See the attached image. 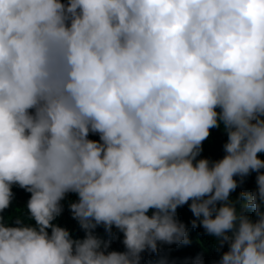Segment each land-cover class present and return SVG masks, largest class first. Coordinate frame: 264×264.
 Segmentation results:
<instances>
[{"label": "clouds", "instance_id": "9594fccd", "mask_svg": "<svg viewBox=\"0 0 264 264\" xmlns=\"http://www.w3.org/2000/svg\"><path fill=\"white\" fill-rule=\"evenodd\" d=\"M221 127L222 158H198ZM261 153L264 0H0V213L30 193L0 264H141L190 243L185 204L227 245L211 264H264ZM68 193L83 238L54 223Z\"/></svg>", "mask_w": 264, "mask_h": 264}, {"label": "trees", "instance_id": "16d2710c", "mask_svg": "<svg viewBox=\"0 0 264 264\" xmlns=\"http://www.w3.org/2000/svg\"><path fill=\"white\" fill-rule=\"evenodd\" d=\"M63 3H67V0H62ZM89 139L99 140L98 134H89ZM227 136L221 128H213L210 130V135L202 142V152L198 158H210L219 159L224 155L223 144L226 142ZM261 159H264V153L258 154ZM264 171V170H262ZM255 175L251 173L244 178L243 184H241L235 191L230 194L232 199H235L240 191H251L255 189ZM239 180V177H234ZM12 192L14 194L12 202L9 208L5 209L0 215L4 216L5 219L11 217L15 219L16 215H20L26 218V204L30 197V193L24 189L13 185ZM77 199L74 193H68L61 203L63 204L62 214L56 218L54 223L59 224L61 227L67 228L74 238H83L84 232L80 228L79 224L75 219L72 218L68 208L69 202ZM190 203V201H189ZM253 216L252 212L248 213ZM177 217L188 226L189 240L188 244H164L158 242V251L153 253L148 250L141 253L142 260L141 264H191V260L197 255L203 257L205 264H211L214 260H219L223 251H227V245L224 246L220 251L216 248L215 237L209 236L205 233L201 226L193 228L191 226V220L194 219L188 204H185L177 208ZM11 223V221H10ZM50 231V230H49ZM98 235L102 238L109 239L111 241L109 250L124 251L122 244L123 235L115 227L112 228V232L115 234V239L107 235L104 231L103 226H98L95 230Z\"/></svg>", "mask_w": 264, "mask_h": 264}]
</instances>
